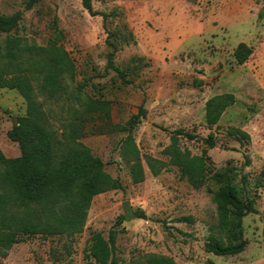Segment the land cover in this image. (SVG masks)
<instances>
[{
  "label": "rangeland",
  "instance_id": "rangeland-1",
  "mask_svg": "<svg viewBox=\"0 0 264 264\" xmlns=\"http://www.w3.org/2000/svg\"><path fill=\"white\" fill-rule=\"evenodd\" d=\"M25 2L0 0V15L22 13L9 36L26 46L45 47L54 40L74 65L73 79L63 80L62 100L44 104L52 128L60 133L75 112L83 113L90 102H105L106 111L83 114L80 141L123 190L92 199L81 233L23 236L5 257L0 254V264H88L91 236L107 238L122 216L125 220L115 226L122 231L115 243L116 264H149L152 255L173 264H264V188H253L264 167V0H91L97 15H90L82 0H42L30 10ZM5 39L0 33V45ZM107 40L117 48L114 64L122 76L107 67ZM240 43L252 50L242 65L234 58ZM221 94H232L235 103L209 130L205 104ZM140 108L144 113L132 135L145 179L133 184L123 160L128 133L119 128ZM25 109L18 92L0 89V152L6 158L20 155L7 132ZM229 127L246 132L249 141L240 144L228 136ZM177 130L203 138L212 133L214 148L186 139L179 145L191 155L205 152L213 171L229 165L239 184L242 176L247 180L255 213L241 220L246 246L235 256L205 252L209 236L224 240L215 201L218 185L208 180L194 189L168 163L162 151ZM146 158L163 162L164 169L153 176ZM124 202L131 217L122 209ZM140 213L145 219L136 217ZM186 216L194 223L176 222Z\"/></svg>",
  "mask_w": 264,
  "mask_h": 264
},
{
  "label": "trees",
  "instance_id": "trees-1",
  "mask_svg": "<svg viewBox=\"0 0 264 264\" xmlns=\"http://www.w3.org/2000/svg\"><path fill=\"white\" fill-rule=\"evenodd\" d=\"M42 0H26L25 10H30ZM83 7L90 15L91 0H82ZM103 18V28L108 32ZM22 18L21 12L10 16L0 15V33L6 35L0 45V89L15 90L25 102V115L17 117L7 137L15 142L20 151L16 158H6L0 152V254L12 245L23 241V236L66 235L82 232L92 199L102 193L123 190L118 178L111 177L100 158L94 156L80 138L87 114L96 110L106 111L105 102H90L83 113H74L68 124L59 133L50 122L44 104L47 101L59 102L66 94L65 78L73 79L74 65L67 52L56 41L49 40L45 47L26 46L20 38L9 34L16 30ZM111 49L107 56V67L122 76L115 66L116 46L106 41ZM252 50L244 43L234 50L238 65L246 62ZM235 103L232 94L212 97L205 104V125L211 130L223 112ZM132 116L120 131H127L124 140L123 160L129 166L133 184L145 179L144 168L137 148L134 145L132 130L143 115ZM86 114V116H83ZM228 136L243 144L249 135L229 127ZM181 139L201 141L207 148H214L217 140L212 133L207 137L177 130L170 133V144L162 151L168 163L177 168L180 177L194 189L201 188L208 180L218 185L215 201L218 205L219 227L224 240L214 235L204 244L205 252L219 257L235 256L241 253L246 242L242 239L241 220L255 213L254 200L247 194V180L242 176L237 182L236 169L227 165L213 171L205 152L191 155L179 145ZM148 169L153 176L164 169V163L154 158H146ZM249 160L246 161L248 165ZM253 188H264V167ZM136 217L145 219L143 213ZM125 217H120L115 226L121 225ZM177 223H194L191 216L181 217ZM109 230L108 237L94 233L86 250L88 264H116L115 243L122 231ZM180 233V232H179ZM149 264H173L171 260L155 255L150 256Z\"/></svg>",
  "mask_w": 264,
  "mask_h": 264
},
{
  "label": "water",
  "instance_id": "water-1",
  "mask_svg": "<svg viewBox=\"0 0 264 264\" xmlns=\"http://www.w3.org/2000/svg\"><path fill=\"white\" fill-rule=\"evenodd\" d=\"M122 209L124 210V212L127 214V217H131L132 214L130 212V209H129V205L127 202H124L123 205H122Z\"/></svg>",
  "mask_w": 264,
  "mask_h": 264
}]
</instances>
